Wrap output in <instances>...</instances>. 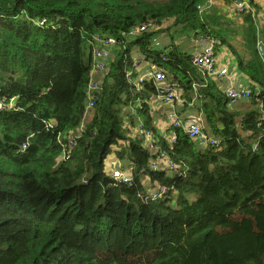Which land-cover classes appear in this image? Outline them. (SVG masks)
<instances>
[{
  "label": "trees",
  "instance_id": "1",
  "mask_svg": "<svg viewBox=\"0 0 264 264\" xmlns=\"http://www.w3.org/2000/svg\"><path fill=\"white\" fill-rule=\"evenodd\" d=\"M204 1L0 0V264H264V64L251 14L238 65L253 93L234 104L180 45H152L174 31L236 49V23L206 18ZM103 34L118 43L88 110ZM136 52L217 144L158 132V89L137 82ZM140 119L151 142L132 131ZM112 151L131 184L107 170ZM163 157L175 167H154ZM147 178L166 188L157 199Z\"/></svg>",
  "mask_w": 264,
  "mask_h": 264
},
{
  "label": "built area",
  "instance_id": "2",
  "mask_svg": "<svg viewBox=\"0 0 264 264\" xmlns=\"http://www.w3.org/2000/svg\"><path fill=\"white\" fill-rule=\"evenodd\" d=\"M218 1L220 0H205V3L198 4V9L200 11H203L206 7L213 5ZM229 1L232 3L234 12L238 14H251V16L256 20L258 15H261L256 11L257 8L250 0ZM260 1L264 2V0ZM262 26L264 27V23L262 24ZM142 29H145V27H142ZM117 43V39L113 35L108 34L99 35L96 38V42L93 43L94 64L91 70L92 80L88 89V110H91L94 107V104L101 93V78L107 69V64L113 54L114 49L117 46ZM256 49L264 64V34L258 37ZM144 61L149 62L143 55H141V58L138 57L137 59L135 56L134 66L137 71V82L140 84L146 79L154 80L155 85L158 89L157 94L161 96L160 98L164 103L173 104L177 101H183V98L181 97V90L177 86L171 84L170 82H168L167 84H163L168 81L163 69L149 62L151 65L149 69L144 70V72L138 70L139 66ZM193 62L202 70L203 74L211 77L212 79L223 80L224 78L229 77L231 68L221 62V58L217 53V47L214 40H211V44H209L207 47L202 48L193 55ZM225 93L231 103L234 104L241 100L250 98L253 92L250 84L249 86H237L230 81V84L227 86ZM2 107L3 105L0 104V109ZM167 122L169 123L170 128L173 129L183 127L188 136L193 139L199 147H206L209 143H218L217 140L208 137L203 132V126L200 121H197L195 119H186L184 122L179 116L178 112H176L175 110H171L167 114ZM50 126L52 127V125ZM138 134L142 137H145L149 142H151L153 138V132L150 129L144 127L143 123H141L138 127ZM171 136L173 138V141H175L176 138L174 133H172ZM23 148H26V145H23ZM161 162L167 161H165L163 157V159H159L157 163H154L153 166L158 167ZM167 163H169V167H175L174 164L170 162ZM110 172H112L115 180L131 184V174L127 170L113 169ZM165 189L166 188L164 186L160 185L158 190L152 192V197L154 199L160 197L162 193L165 192Z\"/></svg>",
  "mask_w": 264,
  "mask_h": 264
},
{
  "label": "crops",
  "instance_id": "3",
  "mask_svg": "<svg viewBox=\"0 0 264 264\" xmlns=\"http://www.w3.org/2000/svg\"><path fill=\"white\" fill-rule=\"evenodd\" d=\"M250 1L254 3L255 7L257 6L256 11L261 14V15H258L257 20L252 17L255 22V26L257 28L259 36H261L264 34V27L262 26V24L264 23V2L260 0H250ZM203 3H205V1ZM201 12L204 14L206 18L210 15H214V13L216 14L222 13L226 16L222 19V21H224L225 19H228L236 23V27H238V29L235 30L233 34L234 36L232 37L233 39L229 40L232 44H234L235 47H237L236 49L232 50L225 45L218 46V47L216 46L217 53L221 58V62L228 65L231 68V70H230L229 77H226L223 80H215V81L218 82L219 86L224 91L226 90L227 86L230 84V81L237 86H249L250 81L248 77L243 73L241 68L239 67L238 58L236 59V61L232 60V63L228 62V58L231 56V53H233V51H237L238 53L242 48V43L244 42L245 35H246L245 28L247 25L244 22V18L248 16V14H238L234 12L232 3L229 0H226V1L220 0L213 5L206 7ZM155 36H157L156 37L157 45L155 46V48L164 50L166 49V47L168 48L172 44H178L180 46L186 44L187 47L184 46L187 49L186 51H188L192 55L197 53V51L201 50L202 48L207 47L209 44H211V41H209V38L206 39L203 36V34H200V33L198 35L182 34L179 36L178 33L172 31L170 34H168L167 32H163ZM155 36H153V38ZM153 38H152V42H153ZM196 40L197 42L194 43L193 41H196ZM141 55L142 54L136 52L135 53L136 59L138 57L141 58ZM150 66L151 65L149 62L144 61L139 66L138 70L144 72V70L149 69ZM167 83L168 81H166L163 84H167ZM160 97L161 96L159 94H155L148 101V104L150 105L152 111L154 112V123L160 134L167 136L168 132L170 131V125L167 122V114L171 110H175L176 112H178L179 116L184 122L186 119L194 120V118H196V115L193 114L190 110H184V103L186 102L185 99H183V101L174 102V104H168V103H164ZM189 105L192 106L190 103ZM86 121H88V118L86 119ZM137 122L140 125L141 123H143V120L140 119ZM138 123L136 124L135 127H133L132 129L133 132H138V127H139ZM118 163H119V160L114 155L111 158H107L106 159L107 170L110 171L113 169H119V170L124 169V168L118 167ZM148 179L149 178H147V180Z\"/></svg>",
  "mask_w": 264,
  "mask_h": 264
},
{
  "label": "rangeland",
  "instance_id": "4",
  "mask_svg": "<svg viewBox=\"0 0 264 264\" xmlns=\"http://www.w3.org/2000/svg\"><path fill=\"white\" fill-rule=\"evenodd\" d=\"M156 37H157V36H155V37L153 38V42H152V45H153L154 47L157 45ZM197 40H198V39H197ZM197 40H196V41H193V42L195 43V42H197ZM184 46L187 47V45L184 44V45L181 46V48H182L183 50H187ZM237 58H238V53H237V51H233V53H231V56L228 58V62L232 63V60L236 61ZM236 63H237V62H236ZM137 123H138V122H137ZM113 155L116 156V154H115L114 151H112V153L108 156V158H111ZM113 158H114V157H113ZM124 163H125V162H124ZM118 167L125 168V166L123 165V163H122L121 161H119V163H118ZM110 171H111V170H110ZM147 181H148V182H147ZM145 182L148 183L149 188L152 186L153 189H152L150 192H154V191L158 190V188L160 187V184H157V183H154L156 186H154L153 184H150V179H148V180L146 179Z\"/></svg>",
  "mask_w": 264,
  "mask_h": 264
},
{
  "label": "bare ground",
  "instance_id": "5",
  "mask_svg": "<svg viewBox=\"0 0 264 264\" xmlns=\"http://www.w3.org/2000/svg\"><path fill=\"white\" fill-rule=\"evenodd\" d=\"M226 1V0H225ZM198 52V51H197ZM261 59V58H260ZM194 65V64H193ZM201 87V86H200ZM197 88V87H196ZM174 104V103H173ZM176 134V133H175ZM256 147V146H255ZM152 193V192H151ZM153 198V197H152ZM148 199V198H147ZM157 199V198H156Z\"/></svg>",
  "mask_w": 264,
  "mask_h": 264
}]
</instances>
